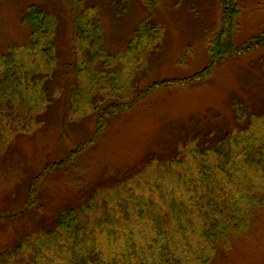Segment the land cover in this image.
I'll use <instances>...</instances> for the list:
<instances>
[{"label": "rangeland", "instance_id": "1", "mask_svg": "<svg viewBox=\"0 0 264 264\" xmlns=\"http://www.w3.org/2000/svg\"><path fill=\"white\" fill-rule=\"evenodd\" d=\"M112 1L0 0V53L30 43L29 31L23 23L30 6L39 5L59 18V63L52 65L53 78L47 80L51 83V104L47 102L39 113L35 111L32 119L0 120V255L5 258L26 261L27 257L22 258L16 250L25 238L56 231L61 210L73 207L83 211L87 207L96 226L92 246L96 253L102 254L100 264H108L107 257L121 248L115 242L110 243L105 229H111L115 221L108 225L109 221L120 217L128 226L138 224L142 230L148 208L145 202L148 198L160 200V187L155 181L159 179L160 186L167 188L163 176L171 164L175 169L186 159L191 164L192 169L187 168L191 174L196 166L209 167L211 159L216 161L212 152L203 153L202 148L192 150L194 156L191 155L185 146L188 141L194 140V145L200 140L201 145L223 141V136L239 129L238 105L257 116L264 114V49L222 60L203 82L169 86L143 98L136 95L161 79H190L209 64L206 40L213 39L222 26L219 0H147L146 8L141 0H135L121 17L109 7ZM237 3L239 30L233 43L240 49L264 33V0H237ZM85 12L103 25L109 53L124 51L141 22L157 23L161 38L159 49L151 56L149 70L132 81L127 101L134 104L107 117L106 126L96 140L95 111L85 108L87 112L68 115L71 94L84 82L83 71L86 74L93 69L109 71L105 63L94 62L90 55L79 53L75 23ZM76 68L80 69L79 82L73 80ZM69 72L72 79L68 86L65 74ZM108 102L101 104L102 108ZM64 115L67 126L63 124ZM205 134L213 140L204 139ZM92 139L95 141L62 169L59 162ZM183 145L182 155L175 157ZM175 158L177 163H172ZM261 161L259 158L258 162ZM222 176V173L212 176L219 181L218 187L197 185L193 186L194 193L191 189L188 192L190 196H199L205 206L196 214L201 225L214 228L232 218L228 212L231 209L224 202L230 196L229 179L223 182ZM32 188L38 200L28 213L1 217L25 207ZM140 196L145 197L144 202ZM249 210L246 208L241 214L244 224L231 229L226 239L216 243L220 251L211 264H264V205ZM101 222L108 226H100ZM128 230L129 227L124 230L117 227L115 233L124 236L130 233ZM66 248L51 246L45 261L72 264L75 258ZM78 253L89 257L86 250Z\"/></svg>", "mask_w": 264, "mask_h": 264}, {"label": "trees", "instance_id": "2", "mask_svg": "<svg viewBox=\"0 0 264 264\" xmlns=\"http://www.w3.org/2000/svg\"><path fill=\"white\" fill-rule=\"evenodd\" d=\"M134 1L113 0L109 7L111 6L116 16L121 17L128 13ZM141 2L145 8L149 6L147 0ZM219 3L222 9L221 29L213 39L206 40L209 45V64L190 79L167 78L152 82L136 94L138 98L169 86H184L193 81L203 82L222 60L234 54L264 49V33L250 40L244 47L235 48L233 37L239 30V5L237 0H219ZM23 23L29 31L30 43L12 46L8 53H0L1 121L32 119L35 111H43L46 103L51 104L52 101L49 94L51 83L47 80L53 78L52 65L59 63L58 15L39 5H33L28 8ZM104 32L103 25L92 19L87 12L79 16L75 23V39L80 45L79 53L90 55L92 61L103 62L106 69H109H93L91 74L90 70L87 74L83 71L84 82L71 94L69 116L87 112L85 108L97 113L95 140L103 132L107 117L132 107L134 101H127L131 95L132 81L142 77L149 70L151 56L159 49L161 42L159 25L141 22L126 49L112 54L105 45ZM87 56L84 57L85 60H88ZM112 69L114 71H111ZM65 75L69 86L71 74L69 72ZM78 77L81 79L80 69L76 68L73 80L79 82ZM104 101H109L106 108L101 106ZM237 110L239 129L223 136V141L216 140L201 145L200 140L194 145L193 140L185 144L193 156L194 149L202 148L203 153L212 152L216 161L211 159V166H196L195 172L190 174L188 169H192L191 164L185 159V163L180 162L175 169L171 168V164L164 173L163 179L168 183L167 188L160 186L159 179L155 181L160 187V200H146L145 205L148 208L144 212L142 230L138 224L128 226L120 217L108 222L110 225L115 221L111 229H105L110 243L115 242L121 246L120 252L107 257L108 264H211L220 251L217 244L226 239L231 229L244 224L241 220L244 209L256 210L264 205V114L257 116L250 109H244L243 105H238ZM66 116H63L64 126H67ZM209 136L205 134L204 139L213 140L212 136ZM95 140L76 147L66 159L60 161L62 169L72 163L73 158ZM183 147L184 145L175 157L182 155ZM259 158L262 159L261 162H258ZM172 163H177L176 158ZM217 173H222L223 182L226 178L229 179L230 196L229 200L224 202L228 210L231 209L228 212L232 213V218L212 228L196 221L197 212H202L205 206L198 200L199 196H190L188 192L191 189L194 193L193 186L197 185L205 188L219 186V181L212 178L217 177ZM33 193L32 188L31 197L25 207L1 217L24 216L38 200ZM140 198L144 202L145 197ZM89 213L87 207L83 211L73 207L61 210L56 231L36 237L30 234L16 247L22 258L27 257L26 261L17 258L11 260L1 254L0 264H48L45 259L51 246H66L65 250L70 251L75 258L72 264H100L102 254L96 253L97 249L92 246L93 227L96 226H93ZM92 218L97 220L94 216ZM108 225L101 222L100 226ZM117 227L123 230L129 227L130 233L118 236L115 233ZM201 230L203 233L199 234ZM146 246L155 251V254L149 253ZM80 250H86L89 257L79 254Z\"/></svg>", "mask_w": 264, "mask_h": 264}]
</instances>
